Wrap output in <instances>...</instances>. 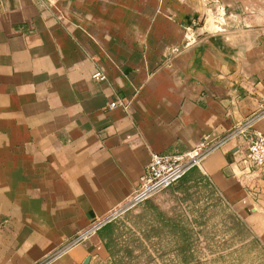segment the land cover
<instances>
[{
    "label": "crops",
    "instance_id": "crops-1",
    "mask_svg": "<svg viewBox=\"0 0 264 264\" xmlns=\"http://www.w3.org/2000/svg\"><path fill=\"white\" fill-rule=\"evenodd\" d=\"M0 0V264H33L135 190L152 151L183 153L264 112V0ZM101 70L104 79L93 73ZM121 97L130 109L108 108ZM264 115L204 159L264 247V166L241 159ZM51 264H114L99 233Z\"/></svg>",
    "mask_w": 264,
    "mask_h": 264
},
{
    "label": "rangeland",
    "instance_id": "rangeland-1",
    "mask_svg": "<svg viewBox=\"0 0 264 264\" xmlns=\"http://www.w3.org/2000/svg\"><path fill=\"white\" fill-rule=\"evenodd\" d=\"M160 213L179 219L191 234V263L264 264L263 245L250 235L242 238L235 212L199 171L114 219V264H186L177 250L183 237L163 225Z\"/></svg>",
    "mask_w": 264,
    "mask_h": 264
},
{
    "label": "built area",
    "instance_id": "built-area-1",
    "mask_svg": "<svg viewBox=\"0 0 264 264\" xmlns=\"http://www.w3.org/2000/svg\"><path fill=\"white\" fill-rule=\"evenodd\" d=\"M227 24L228 13L225 4L221 0H208L207 12L204 17H195L186 26L185 44L190 46L198 42L201 35V27H206V30L210 32H219L225 31ZM93 76L97 79H104L106 77L101 70L95 71ZM116 107L128 110L130 109V103L124 98L116 97L108 103V108L113 109ZM262 115H264V112L257 113L254 117L236 124L229 133L215 140H210L208 136H205L197 145L183 153L152 151L135 190L124 203L115 207L106 215L94 219L91 225L79 232L69 244L56 249L52 253L47 254L42 260L33 264L53 263L71 245L90 239L94 234L98 233L104 224L114 220L118 215L134 206L143 203L159 191L175 184L191 168L196 167L204 172V159L212 151L226 141L236 138L241 133L245 134L254 120ZM241 160L249 166H264V132L256 131L254 136L250 137L247 150Z\"/></svg>",
    "mask_w": 264,
    "mask_h": 264
},
{
    "label": "trees",
    "instance_id": "trees-1",
    "mask_svg": "<svg viewBox=\"0 0 264 264\" xmlns=\"http://www.w3.org/2000/svg\"><path fill=\"white\" fill-rule=\"evenodd\" d=\"M195 168L196 167L191 168L184 176H186V175L187 176H192V174L194 172H196L195 171ZM183 177H181V178H183ZM193 177H195V176H193ZM203 178L205 179L204 176H203ZM205 180L207 181V179H205ZM207 182L209 183V181H207ZM211 188L214 189L213 186H211ZM233 215H234V221L237 224L236 225V228L241 229L242 231H240V232L243 233V237L239 233L240 237H242L244 239H248V236L249 235L252 236V237H255L253 235L252 231L250 230V228L247 226V224L236 213L233 214ZM113 221L114 220H112L110 222H107L98 231V233L100 234L101 238L104 240V242H105V244H106V246H107V248H108L111 256L114 255V251L112 249V245H113L112 242H113V231H114V225H115V223ZM160 221L163 223L164 226L165 225H173L175 227V229H178L177 230L179 232L178 234L181 237H183L182 243H180V245L177 247V250H178L179 254L182 255L181 260H183L184 262H186V264H197V263H191V262H189V261L193 260L190 257V255L193 254L192 253L193 252V248H192L193 247L192 246L193 243L189 239L191 237V234L189 232H186L185 231V227H184V225L180 224V220L179 219H176V218H173V217L166 216L163 213H160ZM255 238L258 240L257 237H255ZM116 264H118V263L116 262Z\"/></svg>",
    "mask_w": 264,
    "mask_h": 264
},
{
    "label": "water",
    "instance_id": "water-1",
    "mask_svg": "<svg viewBox=\"0 0 264 264\" xmlns=\"http://www.w3.org/2000/svg\"><path fill=\"white\" fill-rule=\"evenodd\" d=\"M87 241L90 242V239H88V240H86V241H84V242H87Z\"/></svg>",
    "mask_w": 264,
    "mask_h": 264
}]
</instances>
